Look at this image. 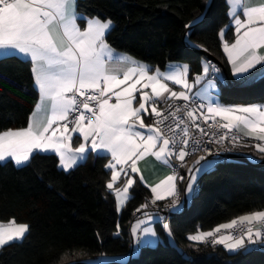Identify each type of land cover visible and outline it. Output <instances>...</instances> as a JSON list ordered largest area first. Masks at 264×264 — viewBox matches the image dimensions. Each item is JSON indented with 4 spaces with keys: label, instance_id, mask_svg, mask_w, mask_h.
Returning a JSON list of instances; mask_svg holds the SVG:
<instances>
[{
    "label": "snow or ice",
    "instance_id": "1",
    "mask_svg": "<svg viewBox=\"0 0 264 264\" xmlns=\"http://www.w3.org/2000/svg\"><path fill=\"white\" fill-rule=\"evenodd\" d=\"M225 2L231 18V25L226 28L234 27L235 39L231 43L224 40L225 29L218 35L232 75L246 82L252 69L257 65L264 67V0ZM200 19L203 17L185 27L191 29ZM112 27L111 18H88L79 13L77 0H0V57L22 58L29 63L38 92L27 125L0 130V162L10 161L20 167L36 152H52L58 157V167L68 172L86 160L89 153L110 156L105 165L111 171L106 187L115 194L119 210L135 183L132 174L140 172L137 162L146 156L155 157L164 165L170 166L175 160L179 167H186L185 191L190 196L195 193L197 174L211 169L216 161L207 159L214 155L212 149L202 146V140L191 135L190 128L197 129L201 136L213 137L208 144L219 145L229 138V133L233 144L241 136L253 138L257 141L256 150L264 154V105L225 106L215 102L212 90L220 79V69L211 63L203 65L193 83L187 78V64L170 65L166 72L158 68L152 71L109 45L105 37ZM210 75L213 78L209 79ZM169 81L183 90L174 91ZM202 82V89L195 96L190 95L193 86ZM161 102L167 105L166 109L158 107ZM181 112L183 115H178ZM143 114L154 116L153 123L146 125ZM169 118L172 122L165 124ZM201 119L209 128L224 131L218 137L216 132L209 133L197 122ZM73 134L83 141L75 148ZM197 151L205 154L187 166L185 158ZM122 176L123 186L115 187ZM139 180L144 182L143 175H139ZM184 180L185 176L174 169L159 183L149 185L150 203L155 205L172 197L166 207L179 210L177 186ZM148 206L142 204L136 211ZM143 216L131 231L133 236L139 232L141 238H148L143 242L151 244V238L156 237L149 224L153 216L148 212ZM162 226L171 235L169 224ZM29 232L30 226L17 223L15 218L7 224L0 223V248L23 241ZM116 234L119 235V225ZM188 239L223 245L229 252L245 249L246 240L252 245L264 244V210L240 215L210 231H197Z\"/></svg>",
    "mask_w": 264,
    "mask_h": 264
},
{
    "label": "trees",
    "instance_id": "2",
    "mask_svg": "<svg viewBox=\"0 0 264 264\" xmlns=\"http://www.w3.org/2000/svg\"><path fill=\"white\" fill-rule=\"evenodd\" d=\"M77 9L88 18H111L109 45L153 68L189 64L193 77L201 74L206 60L202 51H206L234 82L229 87L219 81L221 104H264V81L252 89H237L241 81L231 75L225 59L218 35L231 25L225 0H77ZM200 17L194 27H185ZM224 37L233 42V28H227ZM30 67L22 58H0V130L27 125L38 100ZM242 150L239 157L248 161H218L199 176L188 207L171 214L177 246L167 241L158 221L155 229L162 241L142 246L136 255L130 224L136 209L152 193L136 177L131 197L118 214L115 194L106 187L111 177L105 167L109 157L89 154L68 172L58 167L55 154L36 153L23 167L0 162V223L15 218L30 226L23 241L0 250V264H89L100 256H129L127 262L109 264H264V248L229 253L223 247L195 245L188 239L197 231H210L240 215L264 210V169L250 160L256 154ZM186 171L185 167V180L180 183L183 194ZM123 183L121 179L116 187Z\"/></svg>",
    "mask_w": 264,
    "mask_h": 264
},
{
    "label": "crops",
    "instance_id": "3",
    "mask_svg": "<svg viewBox=\"0 0 264 264\" xmlns=\"http://www.w3.org/2000/svg\"><path fill=\"white\" fill-rule=\"evenodd\" d=\"M77 11H78V9H77ZM241 18H243V17H241ZM78 23H80V21H78ZM230 24H231V22H230ZM83 27V26H82ZM112 30V29H111ZM226 30H227V28H225V32H226ZM111 32V31H110ZM107 35L108 34H106V37H107ZM233 36H234V39H235V30H234V27H233ZM106 37H105V39H106ZM224 40H225V37H224ZM113 48V47H112ZM114 49V48H113ZM115 50V49H114ZM117 53H119V54H123V53H120L119 51H117V50H115ZM262 52H264V50H261ZM127 55H129V54H127ZM224 55H225V59H226V61H227V56H226V54L224 53ZM129 56H131V55H129ZM132 57V56H131ZM0 58H3V57H0ZM135 59V58H134ZM139 61V60H138ZM141 62V61H140ZM143 63V62H142ZM203 65L205 64V63H208L206 60H204L203 62ZM145 64V63H144ZM175 64H180V65H183L182 63H170V64H168V66L165 68V69H163V70H161V69H159L161 72H166V71H168L169 70V66L170 65H175ZM229 64V63H228ZM147 65V64H146ZM188 66H189V64H188ZM150 67V66H149ZM229 67H230V71H231V75H232V70H231V65L229 64ZM260 67V65H257V67L256 68H254V69H252L251 70V72L252 71H254L255 69H257V68H259ZM151 69H152V71H155V69H157V68H153L152 66L150 67ZM203 70V69H202ZM202 73V72H201ZM218 75H220V73L218 74ZM196 76V75H195ZM195 76H190V66H189V73H188V81H189V83H193L194 82V78H195ZM234 77V76H233ZM209 79H211L210 77H208ZM220 78L221 79H219L218 81H217V86H216V89L215 90H212V96H213V99H214V101L215 102H218V103H220V100H219V92H220V88H219V81H221L222 82V75H220ZM236 80H239L237 77H234ZM203 83L204 82H202L201 84H198V85H194L193 86V88H192V91H191V93H189L190 95H192V96H195V93L196 92H198V91H200L201 89H202V87H203ZM168 84H169V87L170 88H172L174 91H181V90H183L182 88H181V86H179V85H174V84H172L170 81L168 82ZM150 91V90H149ZM114 102V101H113ZM161 103H163V102H161ZM205 103H206V101H205ZM262 105H264V104H262ZM134 106H136L135 104H134ZM243 106H247V105H243ZM149 113H150V109H149ZM217 118H219V117H217ZM143 119H144V123L146 124V125H149V124H151L150 123V114H143ZM220 119V118H219ZM223 122V121H222ZM141 131H145L146 132V129H141ZM77 135L78 134H73V141H72V146H73V148H75V147H78L79 146V143H81V142H83L82 141V138L81 139H77L76 137H77ZM241 137H243V136H241ZM244 138V142H245V148L247 149V151L248 150H250V151H248L249 153H253L254 155L256 154V161L255 162H261L260 161V159L262 158V157H264V154H261V153H259L257 150H256V148L254 147V145L257 143V141L255 140V139H253V138H250V137H243ZM36 153H41V154H55V153H52V152H36ZM36 153H34V154H36ZM33 154V155H34ZM89 154H94V155H97L96 153H89ZM88 154V155H89ZM56 155V154H55ZM88 155H87V158H88ZM101 156H103V154H101ZM57 157V156H56ZM109 158H110V156H108ZM86 158V159H87ZM199 158V156H194V157H192L188 162H187V166H191L193 163H194V161L196 160V159H198ZM212 157H207V159H211ZM86 160H84V161H81V162H79V164L80 163H83V162H85ZM6 162H9V161H6ZM6 162H1V163H6ZM14 163V162H13ZM29 163V162H28ZM27 163V164H28ZM26 164V165H27ZM78 164V165H79ZM216 164V163H215ZM215 164H214V166H215ZM23 166H25V165H23ZM23 166H20V167H23ZM213 166V167H214ZM17 167V166H16ZM137 167H138V169L140 170V172H139V174H132V176H133V179L135 180V182H136V177L139 179V175H143V177H144V182L142 183V184H144V186H146L150 191H151V189H150V187H149V185H152V186H154L155 184H157V183H159L160 182V180H162V179H164L167 175H169V174H171L172 173V171H173V165H172V161H171V163H170V166L169 165H164L161 161H157L156 159H155V157H152V156H146V157H144L143 159H141V160H139L138 162H137ZM212 167V168H213ZM211 168V169H212ZM71 170H73V169H71ZM71 170H69V171H71ZM210 170V169H209ZM186 173H187V171H186ZM111 178V177H110ZM121 179L122 180H124L125 178L122 176L121 177ZM121 179L116 183V185H115V187L118 185V183L121 181ZM198 180V179H197ZM135 184V183H134ZM134 184H133V186H134ZM123 186V185H122ZM122 186H120V187H122ZM132 186V187H133ZM187 186V185H186ZM186 186H185V189H186ZM196 186H197V182H196V185L194 186L195 188H196ZM131 187V188H132ZM178 187V186H177ZM131 188L129 189V199H130V197H131ZM184 189V190H185ZM195 191H196V189H195ZM183 194V193H182ZM193 196H194V194H193ZM169 198H171V197H169ZM169 198L168 199H166V200H169ZM183 198H184V200L185 199H187V202H189L188 201V198H187V192L186 191H184V194H183ZM128 199V200H129ZM152 199V198H151ZM151 199L147 202L148 204L150 203V201H151ZM128 200L126 201V202H124V204L119 208V210H117V212H118V214L119 213H121L122 212V210L124 209V207L126 206V203L128 202ZM166 200H163V201H166ZM184 200H183V203L182 204H180L181 205V207L179 208V210H173V212L172 213H180V212H182V210H183V208H184V204H185V202H184ZM157 202H161V201H157ZM115 205H116V207H117V200H116V196H115ZM149 214H151V213H149ZM152 216H153V220L152 221H150L149 222V224H150V226L151 227H153V229L156 231V229H155V225L157 224V222L159 221V222H161L160 220H161V217L160 216H158V215H155V214H151ZM144 218V216H142V218H140V219H143ZM136 220L137 219H135L134 221H132V223L130 224V228H129V230H130V240H131V242H132V245H133V255H135V253H138V251H139V249L142 247V246H146V244L147 245H149V246H154V245H157L158 244V242H161L162 241V239L158 236V234H157V232H156V237L155 238H151L152 240H153V243H151V244H148V243H144L143 242V239H148V238H141V235H140V233L138 232L137 234H136V236H133V234H132V231H131V228H132V226L135 224V222H136ZM4 224H7V223H4ZM162 225H163V223H162ZM169 227H170V223H169ZM171 229V235H169L168 234V232L166 231V239H167V241H169L170 243H172L173 245H176L177 246V240H175V237H174V233H173V230H172V228H170ZM138 240H141V242H139L138 243ZM191 243H193V244H207V243H201V242H194V241H191ZM215 246H220V247H223L224 248V246L223 245H219V244H216ZM254 247H260V248H264V244H260V243H257V244H254V245H252V244H248L247 243V240H246V247H245V250L246 249H253ZM2 248H0V250H1ZM225 249V248H224ZM181 251H183L182 249H180ZM241 250H243V249H241ZM225 251H228L227 249H225ZM229 252V251H228ZM229 253H234V252H229ZM115 257V256H114ZM115 258H118L119 260H121L122 258H124V259H126V260H128L129 259V256H121V257H115Z\"/></svg>",
    "mask_w": 264,
    "mask_h": 264
},
{
    "label": "built area",
    "instance_id": "4",
    "mask_svg": "<svg viewBox=\"0 0 264 264\" xmlns=\"http://www.w3.org/2000/svg\"><path fill=\"white\" fill-rule=\"evenodd\" d=\"M207 62L215 65L218 68V65L216 63H212L210 61H207ZM213 75H216V74H213ZM213 75H210L209 77L213 78ZM170 103H174V104L180 105V104H183L184 102L183 101H170ZM158 107L160 109H166L167 105L165 103H159ZM178 115H183V113L181 112ZM154 119H155V117L150 114V123L151 124L153 123ZM216 120L220 121L219 118H216ZM171 122H172L171 118H169V121H166L165 124H168V123H171ZM197 122L200 123L201 127L205 128V130L208 131L209 133L216 132L217 133V137L224 131L222 129L209 128L208 125L205 124L202 119L198 120ZM220 122H222V121H220ZM164 130H165L166 134H168L167 130L166 129H164ZM190 134L193 135L197 139H201L202 142H203L202 146L212 149L214 155L209 156V157H216V158L220 157L223 160H228V157H230V155H234V156L241 155V153L243 152L242 149L245 148V142H244V138L243 137H241L240 141L238 143H236V144H233L231 142L232 133H229V138L224 140L223 142H221L219 145H217L215 143H213V144L206 143L209 139H211L213 137H211V136H201L199 134L198 130L195 129V128H190ZM191 149H192V144L190 142L189 151H191ZM217 151H218V155L215 154ZM204 154L205 153L197 151L194 154L186 157L185 159L188 162L192 157L200 156V155H204ZM172 165H173V170L175 169V170L179 171V173L182 175V170L184 168L179 167L178 162H176L175 160L172 161ZM180 183L181 182H178L177 194H178V197H179V202H180V204H182L184 198H183L182 190L180 189ZM171 199H172V197L169 198V200H166V201L156 202L155 205L149 203L148 204L149 206L146 209H142L139 212L136 211L134 213L133 217L135 219H140V218H142L144 212H148V213L160 216L161 217V220H160L161 223H168L169 224L170 223L171 214H172L173 210L168 208V207H166V206L170 203ZM208 243L212 244L211 242H208Z\"/></svg>",
    "mask_w": 264,
    "mask_h": 264
},
{
    "label": "water",
    "instance_id": "5",
    "mask_svg": "<svg viewBox=\"0 0 264 264\" xmlns=\"http://www.w3.org/2000/svg\"><path fill=\"white\" fill-rule=\"evenodd\" d=\"M202 54L207 61H210L212 63H216L218 65V68L220 69V75H222L223 84L225 86L233 87L234 82L231 80L229 75H227L224 67L220 63H218V61L215 59V57L211 56L206 51H202ZM263 81H264V67L255 71L254 73H252V75L250 76V78L246 82L239 83V85H237L236 88L239 90L240 89H252V87H255L257 84H259ZM228 160L229 161L230 160L239 161V162L248 161L243 156L239 157V156H234V155H230V157H228ZM258 166L264 169V160L262 162L258 163ZM184 202H185L184 208L186 209L188 207L189 202H187V199H185Z\"/></svg>",
    "mask_w": 264,
    "mask_h": 264
},
{
    "label": "rangeland",
    "instance_id": "6",
    "mask_svg": "<svg viewBox=\"0 0 264 264\" xmlns=\"http://www.w3.org/2000/svg\"><path fill=\"white\" fill-rule=\"evenodd\" d=\"M217 75V74H216ZM219 77H220V75H218ZM221 79V78H220ZM249 158H250V160L252 161V162H255L257 159L256 158H253V157H250L249 156ZM209 160H215L216 161V163L218 162V161H220V160H222V158H220V157H212L211 159H209ZM201 163H203V161L201 162ZM201 174H197V179L199 178V176H200ZM196 182H197V180H196ZM192 197H193V195H189L188 193H187V198H188V201H191L192 200ZM137 253H135V255H136ZM128 260H126V259H124V258H122L121 260H119L118 258H115L114 256H100V257H97L96 259H92V260H89L88 261V263L89 264H109L110 262H114V263H123V262H127Z\"/></svg>",
    "mask_w": 264,
    "mask_h": 264
}]
</instances>
